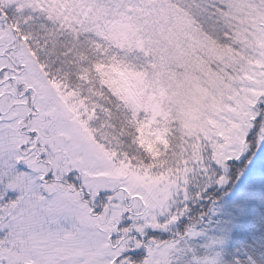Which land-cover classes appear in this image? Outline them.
Masks as SVG:
<instances>
[{"label":"snow or ice","instance_id":"1","mask_svg":"<svg viewBox=\"0 0 264 264\" xmlns=\"http://www.w3.org/2000/svg\"><path fill=\"white\" fill-rule=\"evenodd\" d=\"M0 264H264V0H0Z\"/></svg>","mask_w":264,"mask_h":264}]
</instances>
